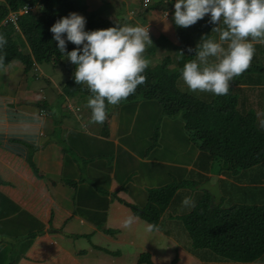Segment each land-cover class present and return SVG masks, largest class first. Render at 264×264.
<instances>
[{
  "label": "trees",
  "instance_id": "16d2710c",
  "mask_svg": "<svg viewBox=\"0 0 264 264\" xmlns=\"http://www.w3.org/2000/svg\"><path fill=\"white\" fill-rule=\"evenodd\" d=\"M85 1L0 0V21L9 11L30 5L25 13L16 16V27L12 23L0 26V33L7 39V44L0 50V65L18 60L27 73L42 62L52 65L62 62L72 75L62 87L61 99L82 94L89 99L92 94L87 86L75 83V65L56 49L51 25L70 12H78L86 18V30L116 25L138 26L152 17L151 14H162L170 9L175 2L154 0L144 4V0H137L135 6H129L130 16L125 6L114 8L115 5L103 0L100 7H109L113 16L101 17L98 12L87 10ZM170 18L177 43L171 42L173 47L168 50H173L174 56L168 53L156 59V51L167 46L163 44L164 33L159 31L156 35L159 39H152L153 43L148 44L144 52L149 62L143 73L145 82L118 105H107L106 112L109 115L118 108L126 109L141 99L157 101L163 114L179 115L183 120L192 146L197 148L194 149L196 157L192 165L188 163L191 167L186 168L187 178L148 189L146 203L134 212L153 229L160 226L165 214L169 221L173 216H179L180 233L186 241L184 247L201 264H264V115H258L255 106L264 99V44L257 46L262 47L259 49L262 57L254 52L250 67L234 77L227 95L193 92L183 81L182 69L186 62L196 59L195 50L201 39H212L211 19L209 17L207 27L201 29L203 19L183 28L175 25L173 15ZM74 47L77 46L67 44L68 51ZM39 107L55 112L44 100L39 102ZM154 109H157L155 105ZM154 114L153 125L156 127L157 120L161 122L163 117L159 110ZM106 122L105 119V130ZM212 171L217 174L222 189L220 194L224 195L216 196L214 190L207 187L195 191L201 178L209 179ZM194 192L197 194L193 195ZM185 196H188L186 202ZM19 243L20 248H25L30 240ZM15 245L7 243L2 247L0 244V264H16ZM6 252L8 255H4ZM138 261L153 264L148 253H142Z\"/></svg>",
  "mask_w": 264,
  "mask_h": 264
},
{
  "label": "crops",
  "instance_id": "0c3cea01",
  "mask_svg": "<svg viewBox=\"0 0 264 264\" xmlns=\"http://www.w3.org/2000/svg\"><path fill=\"white\" fill-rule=\"evenodd\" d=\"M174 3L167 10H173ZM155 13L152 23L159 17ZM209 17L203 18L201 29L207 27ZM170 19L155 31L166 35L173 29ZM165 24L172 26L162 29ZM216 26L210 21L212 30ZM172 35V42L177 43L175 30ZM218 37L213 31L212 39ZM253 43L256 49L264 44ZM19 66L23 65L18 60L0 65V244L30 240L25 248L15 245L16 264H146L138 261L142 253H148L153 264H201L173 232L164 230L168 218L162 216L160 226L153 229L134 212L132 205H143L139 206L140 200L136 203L139 197L125 186L129 181L140 190L148 186L141 178L135 182L141 173L136 159L156 162L135 150L138 144L132 135L140 123L139 113L133 111L120 124V114L112 115V111L106 116V130L103 123H93L97 130L91 133L88 112L81 113L74 102L70 108L67 105L74 97L61 99L59 112L54 101L44 96L41 88L52 76L42 80L32 73L28 82ZM41 100L54 107V119L53 113L39 107ZM110 144L112 164L118 165L121 176L113 173V167L105 173L98 164V157L105 160L103 150ZM130 155L135 156L133 160ZM91 182L93 186L87 184Z\"/></svg>",
  "mask_w": 264,
  "mask_h": 264
},
{
  "label": "clouds",
  "instance_id": "9594fccd",
  "mask_svg": "<svg viewBox=\"0 0 264 264\" xmlns=\"http://www.w3.org/2000/svg\"><path fill=\"white\" fill-rule=\"evenodd\" d=\"M23 8L14 13H25H19ZM174 9L176 26L188 28L209 15L217 25L212 31L219 33L218 39H201L196 59L183 66V81L193 92L227 95L234 77L250 67L255 52L253 41L264 42V0H175ZM7 15L0 26L12 23L16 27V20L2 24ZM146 28L116 25L86 30V18L78 12H70L51 25L56 49L75 65V83L85 84L92 94L87 106L93 123L102 124L107 105H118L145 82L143 73L149 62L144 52L153 43L152 33ZM68 43L77 47L68 51ZM6 44V37L0 33V50Z\"/></svg>",
  "mask_w": 264,
  "mask_h": 264
},
{
  "label": "rangeland",
  "instance_id": "374dc122",
  "mask_svg": "<svg viewBox=\"0 0 264 264\" xmlns=\"http://www.w3.org/2000/svg\"><path fill=\"white\" fill-rule=\"evenodd\" d=\"M104 1H107L111 5L112 4L115 5L114 8L125 6L126 12L128 11L130 16H131V11L129 9V6H135L136 3L138 2L137 0H104ZM104 1L103 0H86L85 3H86L87 10L96 11L98 12V16H101V17L110 16L112 13L109 7L105 9H104V5L103 7H100L102 3H104ZM144 1L146 4H149L150 2H153L154 0H144ZM98 7H100V10L97 9ZM167 11L168 12H166L165 14L163 13L161 14V12L159 13L157 12V16L159 17L156 18V20L159 19V21L155 20L156 22L154 21V23H152L151 22L152 18L150 17L149 19H146L145 21H142V23L140 22L137 25L142 26L145 29H147L146 27L149 26L150 31L152 30V35L154 34L153 32H155L156 33L155 35H157L159 31H155L154 28L156 27L158 28L159 26H161L163 24V21L168 20L171 17V14L172 15L174 14V10H171V11L167 10ZM171 26L172 25L170 24L169 25L165 24V27L163 28L162 26V29L166 28V30H169ZM174 30L175 29L173 26V29L167 32L166 34L167 38L165 37V34L162 37L163 44L169 47L171 46V48L173 47L171 42L173 38L172 31L174 32ZM152 35H150L151 40L152 39L154 40L155 38H157L156 36H152ZM260 48L262 47L260 46L255 50L259 58L262 57L260 56L261 54H259ZM168 49L169 48L166 46L164 48L158 49L156 51V56H155L156 59L161 58L163 57L164 54H168V53H170L171 56H174L173 50L170 51ZM210 59L212 61L213 59L215 60V58H210ZM19 67L24 68V66L22 67L19 66ZM40 71H42V73ZM32 73L42 76L41 77L42 80L47 75L52 76V78H50L49 83L45 82V84L42 86L41 89L44 92V96H47V99L54 101L56 105H59L61 101V96H59L60 93L58 94L57 92L58 90L62 92V87L64 83L70 78V76L72 75V72L67 70V68L63 65L62 62H59L56 65H52L51 63H47V62H42V63L37 64L36 68L34 66L33 69L27 72L26 78L28 82L32 80L31 79ZM180 83H182V81H180ZM153 101L147 100V99H141L139 103L137 102L138 105L135 103L136 105L127 106L126 109L118 108L117 111L115 112L113 111L112 113V115L115 113L120 114L119 116V120L121 121L120 124H122L123 122L125 124L126 119L132 117V114H133L132 111L139 113L136 119L139 118L138 121L142 124L140 125L139 123V126H138V122L137 124H135L134 132L132 135L133 137H135V139L137 140L136 143L138 144L135 146V150L140 155H143V153H146L147 157H152V159H155L156 161V162L146 161L149 164H145V163H140L138 158L136 159V162L139 163L140 165L139 167L141 169V173L137 174L138 176L135 177V182L138 183V181L140 180L138 178L145 180L148 184L145 190L143 189L140 190L134 187L131 181L128 182L130 185L125 186L129 189V191L133 190L134 193L139 197V199L136 201L137 204L139 203V200L141 201V203H139V206L144 205L146 198L148 196L147 194L148 189L153 188V187L162 186L164 184L170 183V181H173V180H177V182H180L182 178H187L188 173H186L187 172L186 168L191 167L193 160L196 157V151H194V149H197V148H193L192 141L189 138V133L184 125L183 120L180 118V116L179 115L169 116V115L163 114V111L161 110V105L157 101H154V102ZM72 102H74L73 105L75 104L78 105V109L82 110L81 113L88 112L87 117L89 120H91V109H89L87 106V102H88L87 96H85L84 94L76 95L74 97V100L73 101L69 100V104L67 105L70 107ZM154 105L157 107L156 110L154 109ZM253 105H255V103H253ZM255 106H256L258 115H264V99L256 103ZM138 107L140 108V112L138 110ZM158 110L160 111V115L163 117V119L161 120L160 123H159V120H157L156 127H154L153 123H154V120L156 119V115L154 114V111H158ZM82 121L86 123L85 119H83ZM65 123L66 121L64 120V124ZM92 125H93V122H91L88 125L87 129L91 133H94L96 132L97 128H94V126ZM56 133L58 135H61L62 130H60V132L56 130ZM91 139L93 138H90L89 140ZM140 139L141 141L138 142V140ZM108 146H109L108 148H105V150H103L105 151V153H107L105 160L102 162V158L98 157V164H102L100 168L105 169V173H108V170H110L111 167H113V173H115V175L117 174L118 176H121V171H119L118 165L115 167L112 164V162L114 161H112L113 157H111L110 154L113 152V147L111 146V144ZM139 148H143V152H139ZM137 152L136 154L138 155ZM115 156H116V153H115ZM129 157L130 159L133 160L135 156L130 155ZM188 163H191V165H189ZM178 164H182V166L180 165L178 166ZM137 171L140 172L139 170ZM210 174H211V177H209V179L201 178V181L199 182L198 186L195 188L196 189L195 191H200L201 189L207 187V188L214 190L213 194L216 196L224 195L223 193L220 194L222 192V189H220V182L218 180L217 174L214 173V171H212ZM127 175H130V180L133 178V175L131 173ZM102 176L108 178V175L105 176L102 174ZM83 177H88V176H83ZM87 184H89L90 186L94 185L92 184V182H91L92 185L90 183H87ZM196 194L197 193L194 192L193 195H196ZM187 200H188V196H185L184 202H186ZM224 201H226V199ZM132 206L134 208H138V207H135V205H132ZM180 208L181 207L179 206L178 209L180 210ZM178 217L173 216L172 221H168L166 226H165V223H163L164 230L169 233H171V231L174 232V235L175 237H177L178 242L184 245L186 241H185L184 236L180 233V230L182 228H181V221L178 219ZM19 246H20V243H17V247ZM4 255H8V253L6 252L4 253Z\"/></svg>",
  "mask_w": 264,
  "mask_h": 264
},
{
  "label": "built area",
  "instance_id": "2783aa9c",
  "mask_svg": "<svg viewBox=\"0 0 264 264\" xmlns=\"http://www.w3.org/2000/svg\"><path fill=\"white\" fill-rule=\"evenodd\" d=\"M30 8V5H27L23 8V10H20L19 13L26 12ZM17 13L10 12L7 17L2 21V24H5L8 20L15 21L16 20Z\"/></svg>",
  "mask_w": 264,
  "mask_h": 264
}]
</instances>
